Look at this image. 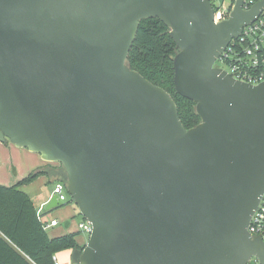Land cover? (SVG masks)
<instances>
[{
    "label": "water",
    "instance_id": "95a60500",
    "mask_svg": "<svg viewBox=\"0 0 264 264\" xmlns=\"http://www.w3.org/2000/svg\"><path fill=\"white\" fill-rule=\"evenodd\" d=\"M0 0V143L58 163L91 234L75 264H264L248 232L264 193V82L215 61L264 0ZM178 52L173 84L195 103L185 129L162 88L126 65L139 23ZM56 195L45 205L62 206Z\"/></svg>",
    "mask_w": 264,
    "mask_h": 264
},
{
    "label": "trees",
    "instance_id": "16d2710c",
    "mask_svg": "<svg viewBox=\"0 0 264 264\" xmlns=\"http://www.w3.org/2000/svg\"><path fill=\"white\" fill-rule=\"evenodd\" d=\"M210 2L214 7L213 0ZM177 52L169 29L160 20H143L139 23L126 65L171 96L181 123L189 129L200 119L195 112V103L175 91L173 58ZM40 174L65 184L61 168L45 166L30 172L13 186L0 185V264H54L53 255L83 248L78 246L75 233L50 237L37 216L38 209L20 189Z\"/></svg>",
    "mask_w": 264,
    "mask_h": 264
},
{
    "label": "built area",
    "instance_id": "2783aa9c",
    "mask_svg": "<svg viewBox=\"0 0 264 264\" xmlns=\"http://www.w3.org/2000/svg\"><path fill=\"white\" fill-rule=\"evenodd\" d=\"M257 1L259 0H244L243 9H249ZM213 9L215 24L227 19L229 8L216 5ZM213 66L224 70L237 81L251 85L264 82V9L255 21L242 28L237 38H233L229 42ZM52 195H56L58 201L63 205L70 201L66 185L61 182L54 184ZM43 207L44 204L38 209L37 216L42 222L44 230L48 232L58 225V221L55 219L46 220ZM247 230L252 238L257 237L264 241V193L250 218ZM77 231L89 237L92 231L91 223L82 219L77 224ZM52 261L54 264H59L56 255L52 256Z\"/></svg>",
    "mask_w": 264,
    "mask_h": 264
},
{
    "label": "crops",
    "instance_id": "0c3cea01",
    "mask_svg": "<svg viewBox=\"0 0 264 264\" xmlns=\"http://www.w3.org/2000/svg\"><path fill=\"white\" fill-rule=\"evenodd\" d=\"M213 2H215L219 6H222V7L227 8V9L233 4V0H229V2H227V4H224V0H214ZM7 144H8L7 142L0 143V148H2V146L7 145ZM12 146H14V145H12ZM43 163L46 164V162H44V161H43ZM36 164H37L36 162H34V163L29 162L21 170H19V174H15L13 176L9 175L6 172L5 166L0 164V185L7 186V187L15 185L21 179L26 177L30 172L34 171L36 168H38L40 166V165L38 166ZM22 191L26 195L29 196V198L32 200L33 204L35 205V207L37 209H39L42 204H44V206H45L47 204V202L49 201V198L52 196L51 191L50 192H44L40 195H34V194L31 195L27 191H25L24 189H22ZM35 203H38L39 206H37ZM71 205H72V203L70 201H68L66 204L52 210L54 212L51 214L52 215L51 219H55L56 221H58V225L51 228L50 230H48V235L50 237H57V236H62L64 234L75 233L77 235L75 237V240H76L78 246L84 247V245L87 241L86 235L79 233L77 231V224H75V223L73 225L71 224L73 217L78 215L77 209L72 208ZM52 211L46 212L44 210L46 220H48V221L51 220L50 218H48V213H50ZM60 222H61V224H60ZM72 251L73 250H67V251H62V252L57 253L56 257H57L59 264L73 263L71 261Z\"/></svg>",
    "mask_w": 264,
    "mask_h": 264
},
{
    "label": "rangeland",
    "instance_id": "374dc122",
    "mask_svg": "<svg viewBox=\"0 0 264 264\" xmlns=\"http://www.w3.org/2000/svg\"><path fill=\"white\" fill-rule=\"evenodd\" d=\"M227 2H229V0H224V4H227ZM214 6H216L217 4L215 2H213ZM7 145L2 146V148H0V164L5 166L6 172L13 176L15 174H19V170H21L25 165H27L29 162H36V165H40L38 168H43L45 166H51L55 169H59L61 168L63 174H64V170L61 167L60 164L58 163H43V161L41 160L40 156L38 154H34L29 152L27 149L24 148H16L15 146H12L11 143L7 142ZM45 164V165H44ZM36 168V169H38ZM35 169V170H36ZM65 176V174H64ZM62 179L64 180V177H62ZM55 181L51 180L49 178L48 175H44V174H40L38 175L32 182L24 184L20 187V189H24L25 191H27L29 194L31 195H40L44 192H52L53 191V186H54ZM21 189V190H22ZM72 208L77 209V207L75 206V204L73 202H71ZM37 206L38 203H35ZM45 207V206H44ZM43 207V209L45 210V208ZM54 211L48 213V218L51 219L52 217V213ZM82 217L78 214L75 217H73L71 224L73 225L78 224L82 221ZM60 220V219H59ZM61 224V222H60ZM86 238L88 240V236L86 235ZM87 242V241H86ZM248 264H258L257 262L254 261V259H251L250 262Z\"/></svg>",
    "mask_w": 264,
    "mask_h": 264
},
{
    "label": "flooded vegetation",
    "instance_id": "af4514ba",
    "mask_svg": "<svg viewBox=\"0 0 264 264\" xmlns=\"http://www.w3.org/2000/svg\"><path fill=\"white\" fill-rule=\"evenodd\" d=\"M63 175V174H62Z\"/></svg>",
    "mask_w": 264,
    "mask_h": 264
}]
</instances>
